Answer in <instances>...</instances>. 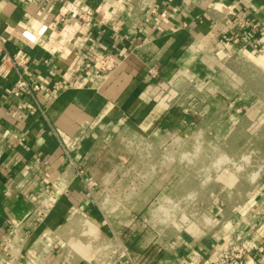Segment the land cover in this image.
Returning <instances> with one entry per match:
<instances>
[{
  "label": "crops",
  "instance_id": "0c3cea01",
  "mask_svg": "<svg viewBox=\"0 0 264 264\" xmlns=\"http://www.w3.org/2000/svg\"><path fill=\"white\" fill-rule=\"evenodd\" d=\"M0 34L43 86L36 106L9 92L13 74L0 78V240L13 238L15 264H119L123 247L140 264H205L235 234L264 264V158L254 179L229 183V170L206 179L180 157L198 137L212 166V151L260 132L264 0H0ZM107 54L116 68L100 74L92 62ZM55 79L67 86L50 93ZM43 190L55 203L36 225L29 210ZM152 209L209 217L155 255L142 215Z\"/></svg>",
  "mask_w": 264,
  "mask_h": 264
},
{
  "label": "built area",
  "instance_id": "2783aa9c",
  "mask_svg": "<svg viewBox=\"0 0 264 264\" xmlns=\"http://www.w3.org/2000/svg\"><path fill=\"white\" fill-rule=\"evenodd\" d=\"M226 7V6H221ZM154 12V9H151ZM69 13L74 14L84 24H92L93 17L90 11L69 10ZM254 26L252 22L243 21L242 26ZM226 38V36H224ZM12 36L0 34V78L7 79L11 74L14 75V79L9 86V92L19 96L29 97L33 103L38 106L36 93L43 88L42 84L31 78L28 70V56L11 52L7 48V43L11 40ZM228 40H236L237 35L227 37ZM93 68L100 74H108L116 68L115 59L107 54L100 56L92 62ZM148 73L151 78L157 76V68L151 66L148 69ZM71 85V84H68ZM67 85L60 79H55L48 84V90L50 93L59 92L64 89ZM20 107V106H19ZM43 114V111H41ZM197 143V142H196ZM72 164V162H71ZM76 168V174L82 175V167L80 165H74ZM209 177L207 176L206 179ZM96 186L95 181H91L86 184V196L92 201L97 203L94 196V189ZM7 193L11 192L9 188L6 190ZM217 201V199H214ZM55 203L54 194L50 190H43L42 198L39 203L31 204L29 214L31 220L36 224H40L47 216L51 208ZM155 204V203H154ZM17 228L15 227V233ZM16 238V235L14 236ZM12 237L3 238L0 240V254L2 257L3 264H15V258L13 256ZM152 244L154 241L152 240ZM123 260L119 264H140L144 260V255L131 254L125 247L122 248ZM147 261V260H146ZM205 264H261L257 257L249 251L245 244V240L241 234H235L232 238L225 243L220 249H218Z\"/></svg>",
  "mask_w": 264,
  "mask_h": 264
},
{
  "label": "rangeland",
  "instance_id": "374dc122",
  "mask_svg": "<svg viewBox=\"0 0 264 264\" xmlns=\"http://www.w3.org/2000/svg\"><path fill=\"white\" fill-rule=\"evenodd\" d=\"M183 85L184 88L187 89V92L188 91L198 92V90L195 89L193 85H187V83ZM259 91H260L259 93L260 97L262 99L261 104L264 105V79L260 81ZM262 108L264 109V106H262ZM259 120L257 119L256 121H259L257 123L260 124L261 126L260 132L254 134L245 132L244 134H242V138L240 137V139H242L243 141V147L240 150H238L237 148H235V146H233V148L228 147V148H223L222 150L212 151L213 153L212 166L203 165V162L211 156L210 154L211 152L209 148L205 147V144L200 142L201 139H198V137H196L197 143L193 144L192 147L190 146L189 148L190 150H188L187 148H183L182 150H180V157L184 161L185 158H190V161H197V163H194L193 166L191 165L190 168L191 167L194 168V172H196L199 175H205L207 177L209 172H211V174L218 175L220 174V172H222L221 170H223L224 168L229 170V172L227 171L229 178L231 179L229 183H231V181H234L235 179L237 180L239 177L242 176L244 178H247L248 176L251 175L250 177L254 179L256 175L255 173H257V169L258 168L261 169L263 167L259 159L261 157L264 158V129H263L264 115L263 117L259 118ZM244 123L246 124L250 122L248 119H245ZM237 151H241V153H238ZM232 156L237 158H240L242 156V158L243 159L245 158V160L239 162L236 161V163L234 164L231 163L223 164L220 161L221 157L225 159L227 157H232ZM180 166L182 168H186L185 167L186 165L181 164ZM216 177L218 178V176ZM215 185L217 184L215 183ZM194 199L196 201L202 200V198H200L199 196H195ZM212 199L219 200L220 197L217 198L213 197ZM152 208L154 209V207ZM201 208L205 210L204 207ZM203 210H195L191 212L185 211L181 214H176L172 210H167V212L164 213L161 212L156 213V211H153V213L151 212L149 213L147 211L144 212L142 215L143 218L146 221H148L147 222L149 224L148 232L152 233L151 236L153 235L152 240L154 241V243L151 245L153 246L151 249L153 248L155 249L152 250V253L156 255L158 253L157 248H161L160 250L164 252L161 246H165L164 244L165 239L168 238L167 236L169 235L173 236V234L183 232V230H187L189 232H193V230L194 232L198 231L197 229L194 228H197V225H199V223L205 224L206 222L205 220H207L208 222L209 215ZM155 250H157V252ZM165 263L166 262H163L162 264ZM147 264H150V262Z\"/></svg>",
  "mask_w": 264,
  "mask_h": 264
}]
</instances>
